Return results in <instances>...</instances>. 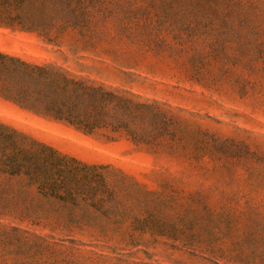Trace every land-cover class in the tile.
Returning <instances> with one entry per match:
<instances>
[{
  "label": "trees",
  "instance_id": "16d2710c",
  "mask_svg": "<svg viewBox=\"0 0 264 264\" xmlns=\"http://www.w3.org/2000/svg\"><path fill=\"white\" fill-rule=\"evenodd\" d=\"M0 27L67 43L74 53L90 51L125 73H168L204 87L218 85L220 76L255 70L264 58V0H0ZM0 98L82 133L164 154L190 172L218 174L237 187L223 207L245 202L244 210L227 213L229 219H264V147L221 135L197 111L2 50ZM110 167L64 153L0 120V179L33 188L63 212L66 225L91 226L103 216L122 228L124 215L112 219L122 202ZM126 179L116 180L118 187H127Z\"/></svg>",
  "mask_w": 264,
  "mask_h": 264
},
{
  "label": "rangeland",
  "instance_id": "374dc122",
  "mask_svg": "<svg viewBox=\"0 0 264 264\" xmlns=\"http://www.w3.org/2000/svg\"><path fill=\"white\" fill-rule=\"evenodd\" d=\"M0 50L57 62L97 81L197 111L221 135L264 147V58L255 70L223 75L218 85L204 87L168 73H125L90 51L74 53L67 43L50 44L34 32L0 27ZM0 120L81 160L111 165L110 180L122 202L112 219L124 215L120 230L103 216L91 226L71 227L64 224L63 212L33 188L1 178L0 264H64V258L99 264H264V219H229L227 213L244 210L245 202L223 207L237 187L227 186L218 174L190 172L164 154L153 155L125 139L82 133L2 98ZM125 176L129 185L118 187L116 180Z\"/></svg>",
  "mask_w": 264,
  "mask_h": 264
}]
</instances>
